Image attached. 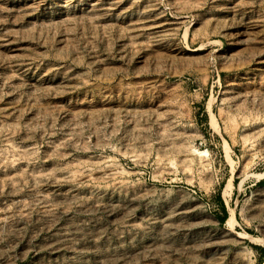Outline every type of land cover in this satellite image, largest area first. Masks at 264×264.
Here are the masks:
<instances>
[{"label": "rangeland", "instance_id": "rangeland-1", "mask_svg": "<svg viewBox=\"0 0 264 264\" xmlns=\"http://www.w3.org/2000/svg\"><path fill=\"white\" fill-rule=\"evenodd\" d=\"M0 264H264V0H0Z\"/></svg>", "mask_w": 264, "mask_h": 264}, {"label": "trees", "instance_id": "trees-1", "mask_svg": "<svg viewBox=\"0 0 264 264\" xmlns=\"http://www.w3.org/2000/svg\"><path fill=\"white\" fill-rule=\"evenodd\" d=\"M217 198H218V202H219L220 208L222 209V212H223V215L220 217L221 222H223L225 216L227 215V211H226V208L224 206V203L221 200L219 194H217Z\"/></svg>", "mask_w": 264, "mask_h": 264}, {"label": "bare ground", "instance_id": "bare-ground-1", "mask_svg": "<svg viewBox=\"0 0 264 264\" xmlns=\"http://www.w3.org/2000/svg\"><path fill=\"white\" fill-rule=\"evenodd\" d=\"M227 223L231 226L232 225V218L230 217L227 221Z\"/></svg>", "mask_w": 264, "mask_h": 264}]
</instances>
